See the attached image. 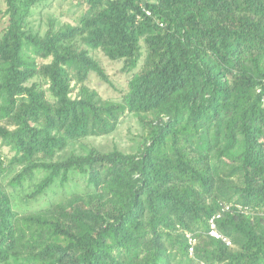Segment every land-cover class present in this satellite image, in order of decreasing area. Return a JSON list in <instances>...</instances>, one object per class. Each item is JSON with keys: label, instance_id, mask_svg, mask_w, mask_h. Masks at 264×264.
I'll return each mask as SVG.
<instances>
[{"label": "trees", "instance_id": "16d2710c", "mask_svg": "<svg viewBox=\"0 0 264 264\" xmlns=\"http://www.w3.org/2000/svg\"><path fill=\"white\" fill-rule=\"evenodd\" d=\"M3 1L0 264H264V0H78L43 32L44 0ZM127 115L136 152L56 159Z\"/></svg>", "mask_w": 264, "mask_h": 264}, {"label": "rangeland", "instance_id": "374dc122", "mask_svg": "<svg viewBox=\"0 0 264 264\" xmlns=\"http://www.w3.org/2000/svg\"><path fill=\"white\" fill-rule=\"evenodd\" d=\"M78 0H44L32 10V16L28 18L30 25L34 29H41L43 32L46 29L47 16H53L56 19V25L61 23L75 24L79 17L83 14L85 7L79 6ZM5 8L4 1L0 0V9ZM1 28V23H0ZM101 58V62L108 74L115 89L102 83L97 77L91 76L88 86L95 89L104 99H117L120 91L126 88L128 77L116 75L118 66L107 62ZM117 90H120L119 92ZM144 130L140 126L137 118L132 115L123 117L117 131L106 137L87 138L80 143L70 145L63 153L57 156V160L63 159L70 153L84 155L91 147L98 148L103 152H108L117 147L124 153H134L141 144V137ZM40 175L39 177H42ZM16 206L21 210H31L36 207L44 206L43 201H30L22 196L16 197Z\"/></svg>", "mask_w": 264, "mask_h": 264}, {"label": "built area", "instance_id": "2783aa9c", "mask_svg": "<svg viewBox=\"0 0 264 264\" xmlns=\"http://www.w3.org/2000/svg\"><path fill=\"white\" fill-rule=\"evenodd\" d=\"M142 11L146 12L145 9H142ZM257 92L262 94V102L264 104V93L261 91L260 88L257 89ZM208 234H209L210 237H212L214 239L221 240L227 246L231 245L230 240L227 237H225L224 235H222L220 232H218L213 218L209 220V231H208ZM187 237L189 238L188 239V241H189L188 243L190 245L189 253L191 254L192 253V246L195 244V240L190 235H188Z\"/></svg>", "mask_w": 264, "mask_h": 264}]
</instances>
